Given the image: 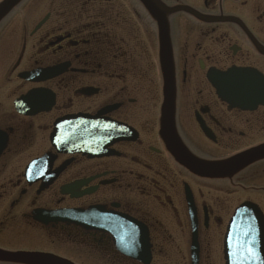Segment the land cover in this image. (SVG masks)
Returning <instances> with one entry per match:
<instances>
[{
    "label": "flooded vegetation",
    "instance_id": "af4514ba",
    "mask_svg": "<svg viewBox=\"0 0 264 264\" xmlns=\"http://www.w3.org/2000/svg\"><path fill=\"white\" fill-rule=\"evenodd\" d=\"M154 1L169 44L172 121L164 119L158 21L140 1L26 0L1 26L0 250L140 264L116 247L114 232L127 219L147 232L150 264H190L193 232L197 264H224L237 207L251 203L264 220V104L229 109L208 81L245 69L264 80V0ZM49 67L61 68L35 83L18 79ZM31 91L42 105L49 94L51 106L34 111L21 101ZM77 115L114 123L121 139L99 151L59 144L57 123ZM97 131L105 138L104 126ZM206 165L222 169L207 174ZM89 209L102 214L88 227L37 215ZM103 213L115 216L111 230Z\"/></svg>",
    "mask_w": 264,
    "mask_h": 264
},
{
    "label": "water",
    "instance_id": "95a60500",
    "mask_svg": "<svg viewBox=\"0 0 264 264\" xmlns=\"http://www.w3.org/2000/svg\"><path fill=\"white\" fill-rule=\"evenodd\" d=\"M19 0H5L1 5H0V20L6 16V14L13 8V6L18 2ZM145 7L150 11V13L152 14V16L156 17L158 23L160 24V29H161V39H162V47H163V51H162V56H163V62H164V69H165V73H166V80H167V93L169 96V89L171 92V82H170V65H169V58H168V45L166 42V38H165V29L163 24H161L162 18L161 16L158 15L155 8V4L152 0H143ZM230 86V91L224 92L222 93L221 97H223L224 100H226L229 103H234L236 104L237 102H241L242 104L246 105L248 102V97L251 94V88L248 87V84L246 82V80L244 78H235L234 80H229L228 82L226 81L225 83V89L228 88ZM231 90L235 91L236 93H234V96L231 92ZM171 97V94H170ZM260 101L258 99H256L255 103H259ZM171 112H172V106H171V101L169 100L168 104H166V120L171 121ZM253 156L255 155V153H251ZM248 154L242 158H238L237 160H235L232 164L235 166H239L242 165L244 163H246L248 160L252 159L253 156ZM246 208H244V213L247 212ZM243 214V212L241 213ZM229 240H232L231 237H229ZM251 237L249 244H255V240ZM245 256V255H244ZM234 257V256H233ZM245 260L247 262L251 261V262H259L260 260H258L255 255L252 254H246ZM43 256H38L35 254H7V253H3L0 252V260H4V261H17V262H28L31 264H44ZM230 261L231 264H235V259H232V257H230ZM50 264H63L61 262H51ZM264 264V262H263Z\"/></svg>",
    "mask_w": 264,
    "mask_h": 264
},
{
    "label": "rangeland",
    "instance_id": "374dc122",
    "mask_svg": "<svg viewBox=\"0 0 264 264\" xmlns=\"http://www.w3.org/2000/svg\"><path fill=\"white\" fill-rule=\"evenodd\" d=\"M5 37H8L7 35L5 36ZM10 38V37H9ZM5 58V57H4ZM7 62H6V59H4L3 61H2V64H6ZM2 64L0 63V66L2 67ZM18 246H21V244L20 243H18ZM80 262H81V264L83 263V264H91L90 263V261H88L87 259H83V258H79L78 259ZM93 261V263L92 264H102V261L99 259V258H97V257H94V260H92Z\"/></svg>",
    "mask_w": 264,
    "mask_h": 264
}]
</instances>
